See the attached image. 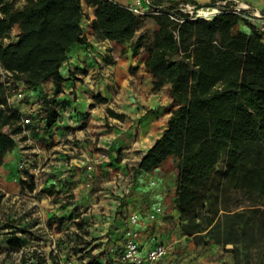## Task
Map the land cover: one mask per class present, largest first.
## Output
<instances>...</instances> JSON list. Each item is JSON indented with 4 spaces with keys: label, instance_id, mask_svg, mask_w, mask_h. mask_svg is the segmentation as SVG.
Returning a JSON list of instances; mask_svg holds the SVG:
<instances>
[{
    "label": "trees",
    "instance_id": "16d2710c",
    "mask_svg": "<svg viewBox=\"0 0 264 264\" xmlns=\"http://www.w3.org/2000/svg\"><path fill=\"white\" fill-rule=\"evenodd\" d=\"M84 3L95 7L92 28L99 39L127 43L147 17L157 24L151 35L137 36L134 54L149 51L145 65L154 90L170 84L175 108L138 169L151 171L176 157L183 234L197 244L232 243L234 264H250L255 254L257 264H264V35L254 23L251 31L237 30L243 18L234 12L178 22L169 16L173 4L164 5L162 13L139 14L115 0H26L24 7L0 0V168L23 131V114L9 100L10 83L2 71L29 88L53 79L60 91L68 51L89 43ZM16 25L21 31L13 40ZM42 103L52 126L60 116L55 99L45 95ZM107 113L126 117L111 107ZM15 225L6 224L12 249L22 246ZM78 228H84L82 222ZM87 264L98 261L91 255Z\"/></svg>",
    "mask_w": 264,
    "mask_h": 264
},
{
    "label": "crops",
    "instance_id": "0c3cea01",
    "mask_svg": "<svg viewBox=\"0 0 264 264\" xmlns=\"http://www.w3.org/2000/svg\"><path fill=\"white\" fill-rule=\"evenodd\" d=\"M115 1L128 5L138 0ZM140 1L146 3V0ZM169 1L151 0L153 6H162ZM196 1L209 3L211 0ZM242 1L264 13V0ZM25 3L23 0L22 7ZM84 8L94 21L95 7L84 3ZM17 27L13 34L20 33V26ZM236 29L251 31V22L242 19ZM84 33L89 43L73 45L61 66L65 80L60 91L57 92V83L49 79L32 88L22 82L19 84L21 91L9 96L12 106L23 115L40 106L36 103L38 95L67 101V105L58 106L60 116L52 126L36 120L27 133L17 136L16 147L6 154L0 168V190L6 195L12 194L13 199L21 200L28 193L32 199L37 197L52 205L64 191H74L77 197L82 194L86 198L88 185L81 176L86 167L77 168L75 159L89 162L95 166L93 174L99 185L96 196H89L94 207V214L89 216H93L96 224L89 236L83 235L78 228L80 220L76 218L75 232L85 239L81 243L75 234L72 247L87 250L98 244L95 247L98 257L107 254L99 259L101 264H132L122 258V250L127 229L133 225L130 217L137 213L140 221L134 226L139 231L142 249L147 251L158 243L168 245V254L159 264H232L231 257L224 256L218 246L213 247L212 253L204 255L193 236L181 232L177 204L179 171L174 156L151 171L138 169L142 157L163 134L175 108L172 96L165 93L170 84L154 90L153 75L145 65L149 51L142 48L134 54L136 40L127 42L130 43L128 46ZM14 37L16 40L18 35ZM123 47L125 51L119 50ZM100 53L111 55L104 57L113 60L107 61L104 68L99 63ZM26 94H33L36 100L25 101ZM98 95L107 100H96ZM108 107L126 117L121 120L109 116ZM80 111H87V117L83 118ZM165 111L167 118L161 122L159 116ZM97 146H102L103 151H96ZM26 168L28 175L24 173ZM28 176L33 180L30 190L19 183V178ZM157 207L162 211L155 219L149 218Z\"/></svg>",
    "mask_w": 264,
    "mask_h": 264
},
{
    "label": "rangeland",
    "instance_id": "374dc122",
    "mask_svg": "<svg viewBox=\"0 0 264 264\" xmlns=\"http://www.w3.org/2000/svg\"><path fill=\"white\" fill-rule=\"evenodd\" d=\"M15 1L17 7H22L23 0ZM214 1L216 0H211L210 2ZM147 13L149 14V12ZM147 13L145 12L144 14ZM82 23L84 32L94 35L92 28L93 21L91 20V14L88 11H85ZM156 25L157 24L152 17H147L144 25L137 31V36L141 34L151 35L156 29ZM17 28L16 25V30ZM17 35L18 33L14 32L13 40L15 39L14 36L17 37ZM137 36L131 41H135ZM130 43H127L126 45L129 46ZM112 49L113 48H111V50ZM119 50L125 51V48L123 47V49ZM100 54L102 57L99 63L104 68L106 63H108L107 58H105L104 55H111ZM2 78L9 80V96L21 91L19 90V84L22 82H14L12 79H9L5 72H2ZM165 93H168L171 96L170 88L165 91ZM44 97L38 95L36 100L33 94H26L24 99L27 102H29L30 99H34L36 100V103L39 104L43 101ZM96 100L99 99L96 98ZM55 102L58 104L57 107H64L67 105V101L55 100ZM173 105L175 106L174 101ZM87 113V111H80V115L83 118L87 117ZM167 115L168 114L165 111L161 117L159 116L161 122L166 120ZM101 148L102 146H97L94 149L96 151H103ZM121 153L122 149L120 150L119 157ZM174 162L177 167L176 157H174ZM75 165L79 169L86 167V170L82 172L81 175L84 177L83 181L88 185L86 198H84V195L82 194L77 197V194L74 191H64L54 199V205H52L51 202L44 201L37 197L32 199L28 193H26L27 196L22 197L21 200L19 198L13 199L12 194L6 195L0 190V264H63L65 260L71 262V264H87L91 255L96 257L98 264H101L99 259L103 258V255L106 257L107 254L100 253L101 256L98 257L99 253H97L95 248L98 244H96L95 247L92 245L87 250H85V247L71 246L75 235L76 222H78L76 218H79V222H82L84 225V228L80 229V232L83 235L85 234L89 236L93 230V226L96 224L93 216H89V214H94L93 203L89 200V196H96V192L99 189V185L96 184L97 178L93 174V167L95 166L89 165V162H82L79 159H75ZM225 166L224 160L221 162L219 168L224 169ZM26 171H29V169L26 168L24 170V173L28 175ZM19 183H22L28 190H30L33 180L29 176L27 178L21 177L19 178ZM67 183L70 184L71 181L67 180ZM58 198L61 199L58 200ZM11 221L16 222L14 230H16L17 234L22 238V246L18 249H12L8 244V237L10 236L12 229L7 227L6 224ZM197 246L201 248L200 252L204 255L206 253H212L213 247L218 246L224 256L231 257L232 264H234L233 253L230 251L231 248H233L232 243L220 245L214 242H202L201 244H197ZM186 248H188V245ZM258 262H260V259L255 254L253 258H251L250 264H257Z\"/></svg>",
    "mask_w": 264,
    "mask_h": 264
},
{
    "label": "built area",
    "instance_id": "2783aa9c",
    "mask_svg": "<svg viewBox=\"0 0 264 264\" xmlns=\"http://www.w3.org/2000/svg\"><path fill=\"white\" fill-rule=\"evenodd\" d=\"M172 4L173 8L169 12V16L178 22H184L187 19L199 17L212 19L217 14L231 11L239 14L243 19L254 23L258 27V30L264 35V13L248 2L242 0H216L210 3H194L186 0H178L175 4L169 1L165 5ZM127 6L139 14H144L145 12L162 13V9L164 8V5L153 6L151 0H146V3H142L138 0L134 4H128ZM36 120H42L48 125L47 113L45 112L42 102L37 109L32 110L29 114L23 115L22 133H27L29 131V126ZM161 211L162 208L157 207L149 214V218L155 219ZM130 219L133 225L127 229V238L122 250V258L132 264H159L160 260L168 254V245L165 243H158L149 250L144 251L139 242V231L134 226L140 221V216L134 213L131 215ZM63 264H71V262L65 260Z\"/></svg>",
    "mask_w": 264,
    "mask_h": 264
}]
</instances>
